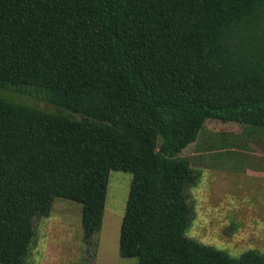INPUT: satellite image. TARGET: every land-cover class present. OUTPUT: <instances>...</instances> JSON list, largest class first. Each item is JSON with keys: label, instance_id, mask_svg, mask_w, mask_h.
Here are the masks:
<instances>
[{"label": "trees", "instance_id": "16d2710c", "mask_svg": "<svg viewBox=\"0 0 264 264\" xmlns=\"http://www.w3.org/2000/svg\"><path fill=\"white\" fill-rule=\"evenodd\" d=\"M0 264H27L54 199L103 226L133 175L120 254L138 264H264L187 237L201 172L178 156L216 120L264 129V0H0Z\"/></svg>", "mask_w": 264, "mask_h": 264}, {"label": "rangeland", "instance_id": "374dc122", "mask_svg": "<svg viewBox=\"0 0 264 264\" xmlns=\"http://www.w3.org/2000/svg\"><path fill=\"white\" fill-rule=\"evenodd\" d=\"M0 95L38 109L56 108L28 95L0 89ZM201 172L189 189L193 219L187 237L227 252L264 255V129L208 120L197 141L179 156ZM133 175L111 171L101 231L84 241L82 206L54 199L48 217L35 220L27 264H138L120 254V231Z\"/></svg>", "mask_w": 264, "mask_h": 264}]
</instances>
